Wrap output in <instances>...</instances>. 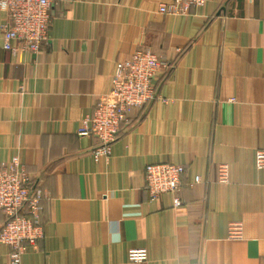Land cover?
I'll return each mask as SVG.
<instances>
[{"label":"crops","instance_id":"1","mask_svg":"<svg viewBox=\"0 0 264 264\" xmlns=\"http://www.w3.org/2000/svg\"><path fill=\"white\" fill-rule=\"evenodd\" d=\"M169 1L61 0L41 52L17 54L3 47L0 7V165L17 157L44 191L42 236L22 264H264V0L161 13ZM138 49L170 64L153 79L158 97L95 157L81 121ZM153 163L185 167L180 206L170 192L150 199ZM6 220L0 210V229ZM233 221L242 239H229ZM133 248L148 259L131 262ZM10 250L0 243V264Z\"/></svg>","mask_w":264,"mask_h":264},{"label":"built area","instance_id":"2","mask_svg":"<svg viewBox=\"0 0 264 264\" xmlns=\"http://www.w3.org/2000/svg\"><path fill=\"white\" fill-rule=\"evenodd\" d=\"M61 0H0L7 20L2 25L3 47L17 54L20 52L40 53L49 39L53 19V8ZM208 0H171L162 2L161 13L188 15ZM170 64L149 49H138L129 58L119 62L110 80L109 91L99 96L93 112L84 117L78 129L81 136H95L98 146L93 149L95 157L111 153L112 144L122 126L130 124V113L156 99L153 79L162 68ZM167 101V99H163ZM255 165L264 169V149H257ZM186 170L175 163H153L145 167V182L151 200H157L167 192L174 195L175 207L182 204L179 191ZM229 165H218L217 180L228 183ZM44 191L36 187L29 173L17 157L0 165V210L7 215L0 229V243L11 247L10 264H22L25 242L32 245L42 236L41 201ZM25 210L26 213L22 214ZM244 226L233 221L228 228L229 239H242ZM148 259L145 248H133L129 253L131 262Z\"/></svg>","mask_w":264,"mask_h":264}]
</instances>
